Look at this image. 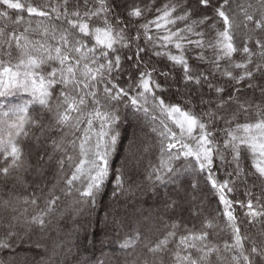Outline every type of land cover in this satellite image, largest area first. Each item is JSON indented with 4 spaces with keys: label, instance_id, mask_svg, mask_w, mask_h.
<instances>
[{
    "label": "snow or ice",
    "instance_id": "obj_1",
    "mask_svg": "<svg viewBox=\"0 0 264 264\" xmlns=\"http://www.w3.org/2000/svg\"><path fill=\"white\" fill-rule=\"evenodd\" d=\"M109 184L166 190L105 215L113 264H264V0H0V264L94 245L58 221Z\"/></svg>",
    "mask_w": 264,
    "mask_h": 264
},
{
    "label": "trees",
    "instance_id": "obj_2",
    "mask_svg": "<svg viewBox=\"0 0 264 264\" xmlns=\"http://www.w3.org/2000/svg\"><path fill=\"white\" fill-rule=\"evenodd\" d=\"M23 2V0H22ZM25 15H27L25 13ZM159 67L162 70H166L164 64H160ZM143 119H128L121 126V145L119 154L115 157V165L119 166L121 160L124 158V150L127 147L129 141H131L133 136L134 139L141 140L143 142H147L152 139L150 131L145 132L142 136H139L136 129H142ZM142 126H140L141 124ZM148 125V124H147ZM131 134V135H130ZM151 158L150 156L145 157V161ZM113 185L109 184L102 193L97 196V206L94 211L85 212L83 216H72L71 218H66L64 220L58 221L59 229L58 231L63 234L65 230H71L74 227L73 221H79L87 225L88 221H91V227L89 229L90 232L94 233L95 236V244L87 245L85 248L84 245H80L79 247H72L71 251H64L56 258L58 264H82V262L87 259L88 264H94L96 260H105L106 264H113V261L109 260L108 257L112 256L115 246L108 244V239L112 238L110 228L105 229L104 226H100L102 213L107 212V202L113 199L114 209H119L120 215L123 216L125 213L128 215H134L136 212H154L162 209V201L165 198L164 193L165 189H159L158 194H153L151 192H147L145 194L136 193L134 195L125 194L124 196H120L119 199L113 197ZM173 186H169L167 191L171 192ZM205 198V204L208 209H214L216 207V200L212 196L211 192H204L202 194ZM239 195V194H238ZM242 198V197H241ZM71 203V200L68 201ZM167 219V217H165ZM111 220V216L110 219ZM55 227V225H54ZM109 232V236L105 237V232ZM82 235V234H81ZM101 241H104L102 244ZM27 245H25L24 249H22V255H27L32 264H41L42 258L46 261L47 258L43 257V254L36 255L35 252H30L27 250Z\"/></svg>",
    "mask_w": 264,
    "mask_h": 264
},
{
    "label": "rangeland",
    "instance_id": "obj_3",
    "mask_svg": "<svg viewBox=\"0 0 264 264\" xmlns=\"http://www.w3.org/2000/svg\"><path fill=\"white\" fill-rule=\"evenodd\" d=\"M143 123V126L144 127H142V129H136V132H138V134H139V136H142L143 134H145V132H147V131H149V125H147V123L145 122V121H142ZM141 124V123H140ZM142 124L140 125V126H142ZM131 135V134H130ZM134 137V136H133ZM130 138V139H132V140H134V138ZM107 206H108V208H107V212H103L102 213V218H101V222L99 223L100 224V226H104L103 225V221H104V219H105V215L107 214V213H110L115 207H114V205H113V199H111V200H109L108 202H107ZM108 219H110V215H109V217H108ZM82 234V233H81Z\"/></svg>",
    "mask_w": 264,
    "mask_h": 264
}]
</instances>
